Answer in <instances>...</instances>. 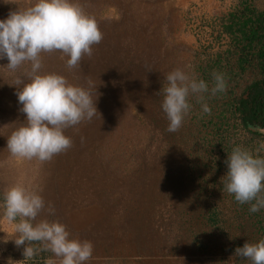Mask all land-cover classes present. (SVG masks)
I'll return each instance as SVG.
<instances>
[{
  "label": "rangeland",
  "instance_id": "374dc122",
  "mask_svg": "<svg viewBox=\"0 0 264 264\" xmlns=\"http://www.w3.org/2000/svg\"><path fill=\"white\" fill-rule=\"evenodd\" d=\"M250 1L264 13V0ZM36 2L0 0V20ZM73 2L95 18L103 39L72 69L60 51L41 53L40 72L90 88L98 113L66 128L72 146L51 160L13 156L7 140L26 123L16 95L23 85H15V79L30 82L31 64L12 72L8 60H0V205L13 186L38 191L55 214L44 211L37 222L58 221L70 238L90 241L94 250L87 264H251L235 257V249L264 240V209L250 213V204H239L225 191L231 152L221 141L230 138L232 151L240 147L264 159V130H243L240 120L210 103L214 97L207 93L210 114L190 96L191 112L174 133L167 131L161 107L168 73L180 69L203 79L201 69L222 58L217 73L227 72V53L240 47L241 34L230 35L225 26L232 15L240 16L242 0ZM237 59L232 57L233 66ZM259 77L250 68L230 86L241 94ZM212 212L233 232L213 226ZM15 238L14 224L0 206V264L25 258L31 264H60L39 243L33 245L39 261L24 257Z\"/></svg>",
  "mask_w": 264,
  "mask_h": 264
},
{
  "label": "clouds",
  "instance_id": "9594fccd",
  "mask_svg": "<svg viewBox=\"0 0 264 264\" xmlns=\"http://www.w3.org/2000/svg\"><path fill=\"white\" fill-rule=\"evenodd\" d=\"M103 35L94 17L89 16L73 0H37L31 8L15 11L0 20V60L7 59V68L15 72L26 62L31 64L27 79L17 77L15 85H23L16 95L26 123L7 140V149L15 157L49 161L67 151L72 140L64 134L68 127L92 119L97 113L96 100L90 88L69 84L65 77L41 74V53L60 51L69 57L67 67L79 66L83 56L92 55V46ZM167 86L161 90L163 112L168 119V132L178 131L191 112L190 96H197L203 113L211 109L204 94L215 96L226 90L223 73H213L211 89L206 81L194 74L176 69L165 77ZM83 140V138H82ZM227 174L224 189L239 204H250L249 212L264 209V159L254 158L248 151L236 147L225 161ZM253 201H255L253 203ZM4 218L14 224L17 247L24 246V257H32L35 243L50 251L60 264H87L93 255L90 241L70 238L66 225L40 220L44 211L55 214V208L38 191L13 186L3 195ZM235 257L264 264V240L245 243L235 249ZM25 260L28 261L27 258ZM8 264H13L9 259ZM28 264H31L28 261Z\"/></svg>",
  "mask_w": 264,
  "mask_h": 264
},
{
  "label": "trees",
  "instance_id": "16d2710c",
  "mask_svg": "<svg viewBox=\"0 0 264 264\" xmlns=\"http://www.w3.org/2000/svg\"><path fill=\"white\" fill-rule=\"evenodd\" d=\"M250 3V0H242L243 11H239L240 16L238 14L232 15L231 24L225 26V31L228 34L233 36L237 33L241 34V38L237 43L240 47L228 51L226 59L230 62L227 63V72H219L224 74L225 80L229 79L226 82V90L212 96L214 98L210 101V103H216L215 105L220 108H227L226 112L231 114V117L239 119V126L246 131H251V128L264 130V13L258 12ZM236 54L238 59L236 60V66H233L231 60ZM222 61L223 58L214 60L207 68L201 69L203 80L208 85L210 84V89L213 86V73L218 72L217 66H220ZM235 68L239 71H235ZM250 68L259 73L260 77L247 85L243 93L239 94L234 89L235 87L230 86V82H239L237 80L239 76H242ZM235 86H238V84ZM210 122L214 121L211 120ZM230 140V138L227 140L226 137L225 139L222 137L221 141L224 146L222 149H227L228 152H232ZM243 205L249 208V204ZM208 221L213 226H217L216 228L219 230H233L232 226L223 217L220 218V215L216 212L209 214ZM238 244L243 245L240 242ZM34 256V259L39 261V256ZM27 259L31 263V260Z\"/></svg>",
  "mask_w": 264,
  "mask_h": 264
},
{
  "label": "built area",
  "instance_id": "2783aa9c",
  "mask_svg": "<svg viewBox=\"0 0 264 264\" xmlns=\"http://www.w3.org/2000/svg\"><path fill=\"white\" fill-rule=\"evenodd\" d=\"M8 261H5L6 263L5 264H8ZM13 262V264H28V261L25 260V259H20V260H11Z\"/></svg>",
  "mask_w": 264,
  "mask_h": 264
}]
</instances>
